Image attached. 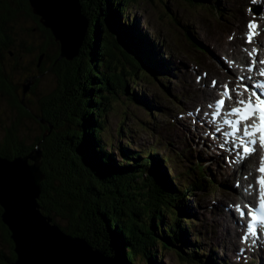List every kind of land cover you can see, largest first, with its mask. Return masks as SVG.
<instances>
[{
  "label": "trees",
  "instance_id": "obj_1",
  "mask_svg": "<svg viewBox=\"0 0 264 264\" xmlns=\"http://www.w3.org/2000/svg\"><path fill=\"white\" fill-rule=\"evenodd\" d=\"M122 1L80 0L89 22L88 33L77 56L62 58L60 68L52 66L62 92L37 97L35 109L31 101L18 98L0 62V96L5 95L17 110L9 124L0 125V156L14 158L39 147L45 174L38 199L43 213L65 232L83 236L109 252L118 264H158L164 243L183 252L177 244L183 240L178 213L187 211L184 201L189 192L176 189L167 178V156L161 160L132 154L120 143V160L105 151L107 143L101 133L111 100L121 99L124 109L135 111V115L141 107L150 111L145 96L138 97L135 86L141 79L155 86L160 64L155 59L156 46L139 32L136 19L122 11ZM186 1L206 4V0ZM21 16L33 23L27 33L35 34L32 28L38 23L47 39L57 45L50 31L40 24L39 16L32 13L28 0H0V57L2 51L13 54L9 26ZM17 44L22 53L36 49V69L53 57L48 56L43 43L35 49L23 45L24 40ZM19 69L23 67L13 62L11 72ZM35 88L32 84L26 91L21 89L22 96L37 94ZM24 120H32L40 128L39 133L30 135L31 143H25L30 140L28 133H19ZM0 240V264H9L15 258L13 241L1 219ZM185 258L193 260L188 254ZM210 263L215 264L213 260Z\"/></svg>",
  "mask_w": 264,
  "mask_h": 264
},
{
  "label": "rangeland",
  "instance_id": "obj_2",
  "mask_svg": "<svg viewBox=\"0 0 264 264\" xmlns=\"http://www.w3.org/2000/svg\"><path fill=\"white\" fill-rule=\"evenodd\" d=\"M241 1L245 2V0H219L221 10H214V14L210 10V8L206 6L197 5L196 7H191L187 4L188 1L185 0H123L121 2V7L123 4L122 11H124L130 19H132V17H136V25L139 26L141 32H144L148 38L158 43L159 48L163 53L167 51L169 52V57L166 56V59L170 61L174 67H177L175 70L178 71L180 66H184L185 68L191 67V70L194 61L199 66H202L206 69L210 66L213 71L212 74H214L215 72H218V65L219 67H221V64L217 62L215 55L213 56V51L221 53L220 46L224 45V43L227 42V33L234 32L236 34L239 32V22H241L242 24L240 31L243 30V24L247 18V13L245 11V6L241 7ZM173 17L177 18V20L173 19ZM228 18H230L229 24L227 20ZM31 22L32 21L28 17L25 18L21 16L20 21L10 23V25L12 26H9L10 31H8V33L10 34V37H13L12 43H14V45L10 48L13 54L8 56L6 51H2L1 54L3 56L0 57V62L3 64V68L7 71L11 84L15 85V92L18 98H23L31 101V107L35 109L34 101H36L37 97L52 92H56V94L62 92L59 77L57 76L55 71H52V66H54L55 68H60L62 66V58H59L58 56L56 60H53L54 56L59 51V48L55 43L48 40L44 33L43 35H41L26 32L27 28H30L33 25V23ZM186 26L189 27V30L191 32L190 34H193L194 38L191 37L186 31ZM23 40V45L34 46V49L35 47L42 45L43 43L48 56H53L52 59L48 60L43 65V67H37L36 69V65L34 64L36 49L32 53H22L18 51L19 48L17 47V45L19 44H17V42H21ZM195 42L201 44L203 47H208V52L203 51V49L201 48L195 47ZM209 46H211V48H209ZM175 52H178V56L175 54ZM189 59H192V61H188ZM15 61L18 62L19 66H22L23 69L11 72V65ZM174 72L176 71H173V73ZM175 77L176 74L171 76V89L172 91L177 92L175 90L176 84L174 83ZM186 82L188 81L186 80ZM155 83L157 84L153 86L152 84H148L145 81L142 82L141 79V81H139L135 86V90H139L138 95H144L149 100H151L152 95L154 94L155 101L159 100V103H162V101L167 96L158 90L161 85L158 82ZM32 84L36 85L34 91L37 94H27L26 96L23 94L22 96L23 92L21 89H23L24 86H29ZM192 87L193 86H187L183 89V92H186L187 88H189L188 90H190V88ZM158 92H160L162 95ZM176 96L180 98L177 103L174 102V105L168 103L170 101L169 98H166L167 100H164V104L167 105V110L168 108H172L173 106H176V108H178L180 102L183 101L184 93H182V96H179L178 94ZM120 100L121 99L111 100L110 105L112 106L104 116L105 122L101 133L102 137L104 138L103 140L105 141V144H108L105 145V151L111 152L112 155H114L115 160H120V155L117 151V148L118 143L121 142L119 140L122 137L125 128L130 129V132L128 133L129 139L132 141V146L135 147L136 151L140 147H146V150H149L151 149V146H157L159 147L158 150H151L155 152L160 158L164 155L173 156L178 152V145H175L179 144V142L173 144V141L164 139L168 133H166L165 135V133L162 131L163 133L156 135V133L159 132L156 129L157 127H153L154 129H151L152 124L155 123L154 121L151 120L150 127H145L140 123V114L146 115V111L139 109L138 113L135 115V111L132 112L130 110L124 109L125 105ZM171 100L173 99L171 98ZM131 108L134 109L132 106ZM164 111L165 108H162L158 105V108L155 110V112L157 113L154 114V116H160V114H163ZM16 113L17 110L10 106V103L7 102L5 95L0 96V125H4L5 123L9 124V120H11L12 116ZM102 117L103 116L99 118ZM176 118L180 119L177 115ZM160 119L168 120L167 116H163L161 118L157 117L156 122L158 123ZM43 123L45 122L43 121ZM120 129L122 130V132H120ZM39 132L40 128H37L36 123H34L32 120H24L23 125H21V130L19 131V133H28L29 139L30 135L32 136ZM172 138L173 137L170 136L171 140ZM31 141L33 140H26L25 143H31ZM178 147L183 149H191L193 157H196L197 155L195 150L197 152H201L204 157H208L203 158L202 161L204 164H207V166L211 168L213 172L211 170L210 172L212 174H215L216 171L219 172L218 168L223 169V171H220L219 173L225 174L226 167L223 159L221 161V164L218 162L215 164L213 161L216 158H210L209 147L201 143V141H196L195 137L192 138L190 145L185 146L183 144L182 146ZM180 156L182 160L185 159V154L183 152H181ZM219 158L220 157H218V159ZM180 162L183 166L184 162ZM165 170L169 178L171 177L172 179L173 177L174 184H177V181L175 179L178 180V183H181L183 181V178H178V176L171 173V171L168 170L166 166ZM225 181L226 183L221 186L216 185L215 187L213 185H210L208 191L195 192L194 196L189 197L187 206H189L191 209H193L194 207L202 208L207 212V215H209L210 218L211 215L216 217L217 214L215 210H211L208 207L213 206L215 208L222 209V207L226 206L227 201H223V199L221 200L220 193H224L226 191L227 193H234V191L230 190L229 187V183L231 182V180ZM232 188L235 189L234 186ZM188 217H192V215H189ZM212 221L215 223L214 219H211V222ZM192 222H195V218L192 219ZM208 230L206 237H203L202 239L198 238L196 242L193 241L195 248L196 246L200 247V249L204 250L205 254L212 253L213 259L218 258L219 260H222L225 258L226 261H228L231 257V253L228 252L229 245L226 246L227 240L217 238L216 234L212 235L211 238V233ZM221 230H223V227L221 228ZM222 232L225 233V230ZM1 242L2 241L0 240V248H3L1 246ZM234 242L239 249L240 245L238 243V235L235 236ZM163 246V252L161 251L159 253L157 251L159 253V255L157 256L158 264L194 263L191 260L187 261L186 263L182 259L184 257V253L180 252L177 248L173 246L169 247L170 245L166 243H164ZM192 249H194V247H192ZM176 252H179V254L182 255V258H180V256ZM209 262H207V264H211ZM195 264H198V262L195 261ZM253 264H264V262L258 259H254Z\"/></svg>",
  "mask_w": 264,
  "mask_h": 264
},
{
  "label": "water",
  "instance_id": "obj_3",
  "mask_svg": "<svg viewBox=\"0 0 264 264\" xmlns=\"http://www.w3.org/2000/svg\"><path fill=\"white\" fill-rule=\"evenodd\" d=\"M28 2L57 42L59 58L72 60L77 56L89 26L80 0ZM41 158L39 147L14 158L0 156V219L10 233L15 253L9 264H118L109 252L83 236L65 232L43 213L38 201L45 179Z\"/></svg>",
  "mask_w": 264,
  "mask_h": 264
},
{
  "label": "snow or ice",
  "instance_id": "obj_4",
  "mask_svg": "<svg viewBox=\"0 0 264 264\" xmlns=\"http://www.w3.org/2000/svg\"><path fill=\"white\" fill-rule=\"evenodd\" d=\"M260 2H264V0H253L254 4ZM257 28L258 25L254 21L249 22V31L246 34L247 42H252ZM256 51V49H253L252 52L249 53V56L255 55ZM252 63L255 64L256 61H253ZM259 63L264 64V61H259ZM249 70H252L251 65L249 66ZM259 76L264 77V67L259 69ZM244 79V77H240L241 81H243ZM212 83L215 84L216 81H213ZM239 88H243V92H247L250 94L246 99L237 98L235 100L236 106L231 107L228 110L226 116L229 118L223 119V124L231 126V131L226 133V135L237 137L242 148V152L238 153V155L243 158L244 155L251 154L254 151L252 145H255L257 143V133L259 134V145L261 147H264V83L256 82L251 85L241 83L240 85H237V89ZM237 89H232L230 92L228 85L224 86L222 97L215 101V111L211 114L213 121L221 115V109L225 106L224 97L232 99V92H235L237 97L243 96V93L238 91ZM197 111H199V109ZM205 115H207V113H205ZM233 116L235 117V119L231 118ZM254 117L257 118V122L251 124L243 123L249 121ZM215 131L219 132L220 128L216 127ZM235 146L236 145L234 143L233 147L235 148ZM258 171L261 173L256 181V183L259 185L258 206L254 207L252 205H245V208L248 209L247 212H245L244 208H241L240 205L235 206L236 210L239 213L241 221H243L245 216L249 218L246 225V231L241 237L242 242H246L249 237H256L258 234V230L264 229V157L261 158ZM248 187L250 189L252 188V185H249ZM252 243L255 244L256 240L253 239ZM243 251L244 249H241V252Z\"/></svg>",
  "mask_w": 264,
  "mask_h": 264
},
{
  "label": "bare ground",
  "instance_id": "obj_5",
  "mask_svg": "<svg viewBox=\"0 0 264 264\" xmlns=\"http://www.w3.org/2000/svg\"><path fill=\"white\" fill-rule=\"evenodd\" d=\"M258 44V43H257ZM260 44V43H259ZM258 44V45H259ZM226 72L229 74V76H232L233 75V68H228L227 70H226ZM219 83H217V85H218ZM215 89H219L217 86H215V87H213V88H207L206 89V87H203L202 88V90H201V97H202V99L205 101V99H206V97L207 96H211V95H213L214 94V91H215ZM143 93V92H142ZM152 95V94H151ZM152 99V98H151ZM190 106L191 107H193L194 105H193V101L191 100L190 101ZM232 155V153H230V152H228V156H231ZM237 168H239V167H237L236 165H232V164H229L228 165V169H229V171L231 172V175H232V177H234V178H236L237 177V174H236V171H237ZM239 171V170H238ZM230 178H231V176H229ZM246 181V180H245ZM242 185V184H241ZM224 194H226V195H228V193H224ZM225 217H224V220L225 221H227V219L229 218V215H228V211L226 212V213H223V212H221ZM211 222V221H210ZM211 223H214L213 221L211 222ZM185 225H188V222H185ZM226 225H227V223H226ZM225 229H224V227H223V230H219L217 233H216V237L217 238H219V239H224L225 238V233H223L222 231H224ZM220 232H221V234H220ZM227 237V236H226ZM233 238H234V236L232 237V240H233ZM253 239H255L256 240V242L257 241H259V239L257 238V237H254ZM229 241H231V239H229ZM257 255V254H256ZM215 263H216V260H213Z\"/></svg>",
  "mask_w": 264,
  "mask_h": 264
},
{
  "label": "flooded vegetation",
  "instance_id": "obj_6",
  "mask_svg": "<svg viewBox=\"0 0 264 264\" xmlns=\"http://www.w3.org/2000/svg\"><path fill=\"white\" fill-rule=\"evenodd\" d=\"M32 32H34L35 34H41V35H43L44 30H43V28L40 25H38V23H35V26L32 28Z\"/></svg>",
  "mask_w": 264,
  "mask_h": 264
}]
</instances>
